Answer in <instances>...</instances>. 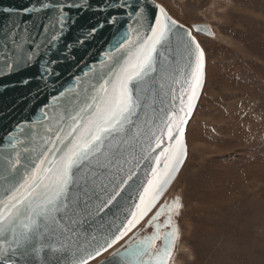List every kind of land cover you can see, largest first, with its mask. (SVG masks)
Returning <instances> with one entry per match:
<instances>
[{
    "label": "snow or ice",
    "instance_id": "obj_1",
    "mask_svg": "<svg viewBox=\"0 0 264 264\" xmlns=\"http://www.w3.org/2000/svg\"><path fill=\"white\" fill-rule=\"evenodd\" d=\"M73 7L81 5L42 4L44 9H58L60 33L69 24L65 9ZM117 7L130 9L128 15L134 17L138 27L130 26L129 31L116 39L112 49L105 53L106 60L102 61L99 71L86 87L74 96L62 92V100H53L52 111H44L42 117L29 126L28 142L21 150L27 155L21 159L18 151L15 159L10 161V171L15 173V177L0 186V254L23 257L30 252L39 253L44 247L48 225H59L61 218L56 214L70 207V199L79 205L81 194L85 197L83 204L86 208L93 197L99 201L95 205V215H100L122 198L121 194L129 182L138 176V170L147 162L145 178L139 182L128 216L111 238L104 236L100 238L103 243H100V239L92 235L91 240L81 243V233L62 227V235H70L57 238L58 248L49 245L52 252L71 250L72 264H90L91 260L129 236L159 202L184 162L185 125L204 84L205 51L193 30L174 19L155 0H136L135 4L125 3ZM40 10L29 8L25 12ZM174 37L184 61L178 70L179 95L173 92L174 107L144 141L139 123L142 95L145 86L155 82L157 77L161 78L159 86L164 87L165 69L160 62L162 57L172 62L168 50ZM60 38L59 34L51 37L52 41ZM13 43L22 49V42L17 43L14 39ZM166 51L168 55L164 54ZM35 55L33 52L26 59L6 55L0 74L23 68L34 60ZM54 63L50 61L42 66L41 79L55 74ZM23 83L28 84L29 81ZM68 92H73V89H68ZM11 139L12 147L23 143L15 135ZM180 207L178 198L170 206L163 205L151 222L155 231L145 237H132L126 245L117 248L112 252L113 264H170L178 229L172 226L171 231L161 235V225L156 220L165 212L171 213ZM77 223L82 224L83 221ZM171 225L169 218L164 226ZM91 241H97V244ZM158 241L160 246H157Z\"/></svg>",
    "mask_w": 264,
    "mask_h": 264
},
{
    "label": "rangeland",
    "instance_id": "obj_2",
    "mask_svg": "<svg viewBox=\"0 0 264 264\" xmlns=\"http://www.w3.org/2000/svg\"><path fill=\"white\" fill-rule=\"evenodd\" d=\"M156 1L193 30L207 65L187 160L151 214L180 198L170 264H264V0Z\"/></svg>",
    "mask_w": 264,
    "mask_h": 264
},
{
    "label": "water",
    "instance_id": "obj_3",
    "mask_svg": "<svg viewBox=\"0 0 264 264\" xmlns=\"http://www.w3.org/2000/svg\"><path fill=\"white\" fill-rule=\"evenodd\" d=\"M155 2L160 4L156 0ZM44 3L54 5L72 3L79 4L81 7L65 9L69 24L60 33V25L57 20L58 9H44L42 8ZM125 3L135 4L136 0H0V66L4 64L6 55L26 59L28 55L33 52L36 53L30 64L25 65L23 68H17L15 71H6L0 74V186L6 185L15 177V173L10 171V161L15 159L16 153L20 151L21 159L27 155L21 150L28 142L29 126L41 118L44 111H52L54 107L53 100L60 98L62 92L68 96H74L76 92L86 87L87 82L99 71L102 61L106 60L105 53L112 49L116 39L121 34L129 31L130 26L138 27L134 22V17L128 15L130 9L117 7V5ZM149 7L151 8L150 3ZM29 8L41 10L26 13L25 9ZM6 9L11 11H5ZM197 28L202 29L200 32L210 36L211 31L208 25H196L193 28L194 31ZM54 34H59L61 38L52 41L51 37ZM14 39L17 43H23L22 49L16 47V44L13 43ZM80 40H83V43H80ZM37 45H39L38 48ZM179 49L180 45L174 37L171 49L168 50L171 52L169 60L172 62L169 63L168 60L161 58V66L165 69L164 87L159 86L160 77H157L155 82L145 86L142 95L141 121L139 122L144 141L149 139V133L155 130L156 126L164 120L166 113L174 107L173 92L175 91L179 95L181 83L178 82L180 80L178 70L184 63ZM168 51L164 54L168 55ZM50 61H55L52 64L55 74L41 79L42 66ZM85 73L88 75H85ZM25 80L29 83H23ZM205 82L206 66L204 84L199 99L185 125L186 157L175 178L159 198L156 206L133 228L129 236L107 252L91 260L90 264H113L115 258L112 256V252L116 251L117 248L126 245L132 237H145L155 231L152 226V231L147 233V229L151 227V222L160 213L162 206L166 204H162L153 215L151 214L169 192L186 162L188 156L187 128L199 104ZM68 89H73V92H68ZM21 128H23V131ZM13 135L23 143L12 147L11 137ZM138 149L139 144L137 145ZM147 167L148 163L144 162V166L138 170V176L129 182V186L121 194L122 198H118L100 215H95V205L99 202L96 201L95 197L89 200L90 206L87 208L83 204L85 199L83 194L80 196L79 205L74 199H70V207L56 214L58 218H61L60 224L50 223L48 225L49 231L44 233V247L39 253L30 252L23 257L0 254V264H17V261L18 264H72L71 250L52 252L49 247V245L60 247L57 238L62 239L63 235H70V233L62 235V227L72 228L81 233L82 235L79 237L81 243L85 240H91L92 235H96L98 239L104 236L111 238V234L115 233L118 226L128 216L131 202L136 198L137 188L140 186L139 182L145 178ZM178 199L180 200V198ZM177 210H180V208ZM174 215L177 216L176 213H169L165 215L166 217L163 220L162 215H160L159 219L156 220V223L161 225V235L164 232L171 231L172 226L177 228L178 224L173 220ZM148 217L150 218L149 221H147ZM169 218L172 225L165 227L164 225ZM77 221H83V223H77ZM145 221H147L146 227L137 230ZM142 232H145V234L142 235ZM91 243L97 244V241H91ZM100 243H103L102 239H100ZM176 243L177 239L175 248ZM160 244L161 242L158 241L157 246H160ZM36 247L39 248L40 244L37 243Z\"/></svg>",
    "mask_w": 264,
    "mask_h": 264
},
{
    "label": "bare ground",
    "instance_id": "obj_4",
    "mask_svg": "<svg viewBox=\"0 0 264 264\" xmlns=\"http://www.w3.org/2000/svg\"><path fill=\"white\" fill-rule=\"evenodd\" d=\"M161 5V4H160ZM166 9V8H165ZM167 10V9H166ZM169 13V12H168ZM170 14V13H169ZM205 57H206V55H205ZM207 66V65H206ZM206 76H207V73H206ZM191 122V121H190ZM190 124V123H189ZM188 127H189V125H188ZM187 131H188V128H187ZM187 135V134H186ZM187 147H188V145H187ZM188 157V156H187ZM187 160V159H186ZM194 208V207H193ZM201 208V207H200ZM199 209V208H198ZM202 209V208H201ZM220 211V210H219ZM191 225V224H190ZM193 228V227H192ZM179 230V229H178ZM240 239V238H239ZM237 245V244H236ZM219 246V245H218ZM222 249V248H221ZM224 249V248H223ZM245 249V248H244ZM246 250V249H245ZM174 254V253H173ZM221 257V256H220ZM225 259H227V258H225Z\"/></svg>",
    "mask_w": 264,
    "mask_h": 264
}]
</instances>
